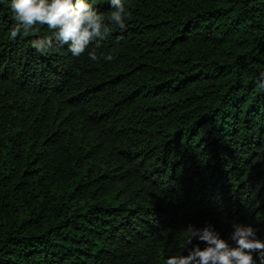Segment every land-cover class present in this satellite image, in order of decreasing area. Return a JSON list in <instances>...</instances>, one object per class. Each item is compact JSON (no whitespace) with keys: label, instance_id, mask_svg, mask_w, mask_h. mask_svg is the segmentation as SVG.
<instances>
[{"label":"trees","instance_id":"16d2710c","mask_svg":"<svg viewBox=\"0 0 264 264\" xmlns=\"http://www.w3.org/2000/svg\"><path fill=\"white\" fill-rule=\"evenodd\" d=\"M85 2L110 32L74 56L31 46L44 24L11 39L0 0V264H166L206 224L264 241V0H122L124 29Z\"/></svg>","mask_w":264,"mask_h":264},{"label":"clouds","instance_id":"9594fccd","mask_svg":"<svg viewBox=\"0 0 264 264\" xmlns=\"http://www.w3.org/2000/svg\"><path fill=\"white\" fill-rule=\"evenodd\" d=\"M114 9L110 21L125 28V16L128 15L122 0H108ZM16 23L10 30V38L27 35L36 24L47 25L52 36L35 39L32 47L45 53L53 47V38L61 45H69L74 56L82 55L88 46L97 39L106 37L110 29L104 18L85 0H11ZM93 61L98 59L95 51L89 53ZM111 61L113 57H105ZM261 86H264V72L260 73ZM198 243L193 245V238ZM228 240L211 225L197 229L190 226L188 244L193 245L187 255L169 256L166 264H256L254 254L264 264V241L257 238V232L251 225L235 224ZM200 243L204 244L201 248Z\"/></svg>","mask_w":264,"mask_h":264}]
</instances>
